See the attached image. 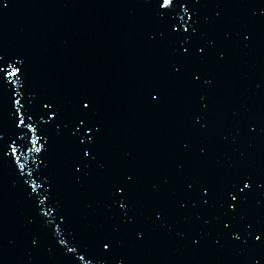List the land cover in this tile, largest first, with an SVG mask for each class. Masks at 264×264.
Segmentation results:
<instances>
[{
  "label": "water",
  "instance_id": "obj_1",
  "mask_svg": "<svg viewBox=\"0 0 264 264\" xmlns=\"http://www.w3.org/2000/svg\"><path fill=\"white\" fill-rule=\"evenodd\" d=\"M0 264H264V0H0Z\"/></svg>",
  "mask_w": 264,
  "mask_h": 264
}]
</instances>
